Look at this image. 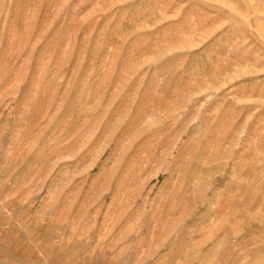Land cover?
<instances>
[{"label": "rangeland", "instance_id": "rangeland-1", "mask_svg": "<svg viewBox=\"0 0 264 264\" xmlns=\"http://www.w3.org/2000/svg\"><path fill=\"white\" fill-rule=\"evenodd\" d=\"M0 264H264V0H0Z\"/></svg>", "mask_w": 264, "mask_h": 264}]
</instances>
